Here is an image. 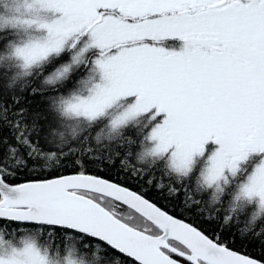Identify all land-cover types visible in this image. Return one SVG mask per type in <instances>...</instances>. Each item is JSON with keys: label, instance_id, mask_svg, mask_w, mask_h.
I'll list each match as a JSON object with an SVG mask.
<instances>
[{"label": "snow or ice", "instance_id": "snow-or-ice-1", "mask_svg": "<svg viewBox=\"0 0 264 264\" xmlns=\"http://www.w3.org/2000/svg\"><path fill=\"white\" fill-rule=\"evenodd\" d=\"M0 264H264V0H0Z\"/></svg>", "mask_w": 264, "mask_h": 264}, {"label": "trees", "instance_id": "trees-1", "mask_svg": "<svg viewBox=\"0 0 264 264\" xmlns=\"http://www.w3.org/2000/svg\"><path fill=\"white\" fill-rule=\"evenodd\" d=\"M34 87H36V84L32 83L31 85L24 87L23 91L12 92L13 96H17L19 98L20 106L24 107L28 112H36L42 110L49 102L46 99L48 95L46 92L38 91L36 94H33L30 89ZM72 170V167L69 166L68 172H71ZM109 175H111L113 178H118L120 180L125 179V173L120 171L118 168H112L109 172ZM131 186L135 188V182H131ZM151 198L156 199L161 206L166 207V209L171 211L173 214H176L180 217L187 215L190 220L193 219L191 213H185L183 211V206L181 205L180 201L163 199L159 197L154 191H151ZM204 226L209 227V225L207 224H205ZM233 231H235V229H233ZM241 250L250 252L252 254H258L260 252V248L256 244L246 246V248Z\"/></svg>", "mask_w": 264, "mask_h": 264}]
</instances>
